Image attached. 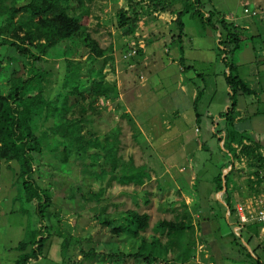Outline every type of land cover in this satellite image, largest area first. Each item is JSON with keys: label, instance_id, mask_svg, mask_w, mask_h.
Listing matches in <instances>:
<instances>
[{"label": "rangeland", "instance_id": "rangeland-1", "mask_svg": "<svg viewBox=\"0 0 264 264\" xmlns=\"http://www.w3.org/2000/svg\"><path fill=\"white\" fill-rule=\"evenodd\" d=\"M133 1L135 4L129 5L128 0H86V7L89 8L85 20L86 30L106 52L102 58H95L81 36L58 43L44 56V67L50 71L48 80L44 82V94L49 100L60 95L66 59L71 58L76 63L81 61L83 79H89L91 84L96 77H104L114 90L111 97L97 96L95 99L91 90L86 91L73 110L74 116L84 120L86 143L91 142L85 161H92L88 156L93 152L103 156L111 149L118 161L121 158L124 161L132 159L136 165L147 164L157 170L151 171V179L142 186L126 185L113 178V175L119 177L122 167H118L113 174L111 165L114 161L111 159L103 167L102 171L105 173H102V180L97 182L90 179L97 168L92 171L84 168V160L77 155L70 158L67 164L60 161L58 152L52 154L46 151L43 156H38L36 178L42 187L50 189L52 197L48 221L52 237L46 257L33 261L32 264H142L123 257L114 259L109 255L83 260L81 255L82 248L89 249L93 245L106 254L134 252L138 248L136 239L124 234L116 235L111 232V227L101 223L105 217H124L125 212L130 209L150 214V226L142 234L149 240L159 239L162 242H166L168 238L158 228L159 221L177 220L186 211L189 212L195 224L193 238L196 254L187 264H228L229 261L233 264H264V244L259 247L262 242L258 236L253 239L248 237V233L255 232L259 226L250 224L253 226L248 225L238 234L232 212L223 205L220 194L217 195L220 185L216 180L217 176L219 173L225 174L230 163L228 154L224 152L225 140L213 135L212 118L204 111L203 98H199L195 105V99L191 96H182L173 77L168 81L164 80L165 77L160 78L161 82L153 92L151 83L146 85L144 96H138V91L142 88L139 83L142 75L162 77L172 73L173 76H178L175 73L178 64L173 61L182 60L183 55L177 49L179 43L176 46L169 40L170 26L158 22L163 12L153 10L149 0ZM5 3L11 4L10 0H5ZM181 6V3H176L174 7ZM133 8L140 15L138 23L143 21V30L140 29V32L145 35V51L137 46V54L125 58L132 50L131 41L143 38L136 36L135 32L128 34L131 22L122 24L121 15L132 18ZM185 18L190 21V18ZM193 20L197 23L199 32L209 28ZM196 29L195 26L194 30ZM191 31L190 29L188 32ZM0 33V40L5 35H12L7 30ZM159 40L163 44L160 52L156 46ZM197 41H202L205 54H209L213 47L218 55L215 36L208 35ZM166 48L169 52L165 51ZM12 51L6 47L0 48V61L10 63L8 56L12 55ZM217 58L219 62L207 63L205 67L197 62L185 74L193 76L192 84L200 91L208 89L203 93L204 96L208 95L211 86L218 101L226 100L229 103L223 70L225 65L220 63L219 56ZM162 61L164 67L158 66ZM132 64L135 66H131ZM188 65L186 62L185 66ZM203 70L211 72L204 76L206 82L196 77V73ZM9 74L10 71L0 80V88L5 93L8 91L4 86H7ZM137 100L138 108L135 104ZM143 106L147 108L144 110ZM211 109L218 114L215 117L218 125L222 126L224 123L220 114L215 111V107L212 106ZM196 118L200 132L195 130ZM167 120L170 122L169 128L164 123ZM257 126V134L264 133V122ZM203 141L205 145L197 149L198 143ZM97 142L95 146L94 143ZM262 142L264 146L263 139ZM244 170L245 168L238 170L241 173L240 181L235 179L237 172H232L229 177V186H236L238 182L240 186L243 185V189L239 187L234 195L239 200L248 192ZM17 179L16 170L5 164L0 184V264H14L20 253L18 244L40 225L34 205L19 198ZM191 188L195 194L193 190L190 193ZM185 202L187 209L183 205ZM65 237L79 239L80 244L74 243L69 246L68 251H64ZM252 251L256 257H260L261 262H258ZM168 259L163 261L167 264H181L172 256Z\"/></svg>", "mask_w": 264, "mask_h": 264}, {"label": "trees", "instance_id": "trees-1", "mask_svg": "<svg viewBox=\"0 0 264 264\" xmlns=\"http://www.w3.org/2000/svg\"><path fill=\"white\" fill-rule=\"evenodd\" d=\"M10 2L11 4L8 5L5 0H0V32L7 30V33L12 34L6 36L4 33L5 36L0 40V48L13 50L12 55L8 56L10 63L5 64L0 61L1 81L10 71L7 86H4L8 91L5 93L0 88V184L4 165L7 164L16 170L19 198L32 203L35 207L40 225L33 230L34 233H29L20 241L17 246L20 253L14 262V264H32L33 261L46 257L52 237L48 224L52 197L50 189L42 187L36 178L38 156H43L46 151L52 154L58 152L61 156L60 161L67 164L70 158L77 155L84 160V168L90 171L97 168L90 178L97 182L102 180V173H105L102 171L103 167L111 159L114 161L111 162L113 174L118 167H122L119 177L113 175V178L126 185H144L148 179H151V171L154 169L156 172L157 169L147 164L136 165L132 159L124 161L121 158L118 161L111 149L103 156L93 152L88 156L92 161H85L91 142L86 143L83 133L84 120L74 116L73 110L86 91L91 90L95 99L97 96L111 97L114 90L104 77L100 79L96 77L91 84L89 79H83L81 61L76 63L71 58L66 59V71L60 95L49 100L44 94V82L50 75V71L43 64L46 60L44 56L58 43L81 36L83 43L89 47L90 54L95 58H102L106 52L86 30L85 20L89 9L86 7V0H10ZM149 2L153 10L172 11L177 15L172 21L168 36L169 40L179 43L182 53V41L186 36L185 16L197 20L203 27L212 28L217 34L218 56L227 69L225 79L230 89V105L220 114L224 123L223 129L214 130L213 135L225 140L224 152L228 154L230 162L239 157L233 143L242 145L240 154L247 156L249 167L253 169L252 173L259 174L264 169V156L260 152V146L252 141L245 143L244 141L250 139V136L235 122L238 115L239 95L253 93L250 84L239 75L235 57L246 41L254 39V36H249L245 29L227 20L224 15L204 4L202 0H149ZM128 3L135 4L133 0H128ZM176 3H181L182 6L176 8L174 7ZM133 10L132 18L125 14L121 15L122 24L131 22L127 30L128 34L135 32L140 18L139 13L134 8ZM199 98L200 92H197L195 105ZM196 114L199 115L197 111ZM223 131L226 133L225 137L219 136ZM94 144L97 146L98 142ZM12 164H16L17 167ZM232 172L234 173L230 170L225 174H218L216 180L220 185L217 188V195L229 187V177ZM234 176L240 181V175ZM239 184L238 182L236 189L226 193L224 197L223 205L229 208L232 214L234 209L230 204V198L239 189ZM183 205L187 209L186 202ZM150 218L149 213H139L134 209L126 211L124 217L119 219L105 217L101 221L103 225L111 227V232L116 235L124 234L136 239L138 248L129 254L121 252L106 254L98 251L93 245L89 249H81L83 260L109 255L108 257L114 259L123 257L125 260L142 264L159 262L167 264L163 259L167 261L172 256L181 264L191 262L195 257L196 248L193 238L195 224L190 213L186 211L177 220L159 221L158 228L162 234L167 235L166 242L159 239L149 240L142 234L150 226ZM234 219L236 220L235 217ZM188 233L191 235L188 236ZM258 235V227L255 232L248 233L250 239ZM74 243L80 244L79 239L65 237L64 251H68L69 246ZM263 244L259 243V247ZM253 255L258 262H261L260 257H256L254 252Z\"/></svg>", "mask_w": 264, "mask_h": 264}, {"label": "crops", "instance_id": "crops-1", "mask_svg": "<svg viewBox=\"0 0 264 264\" xmlns=\"http://www.w3.org/2000/svg\"><path fill=\"white\" fill-rule=\"evenodd\" d=\"M255 0H202L204 4H206L209 7L214 8L218 13L221 15H224L227 18L235 16V24L236 25H248L250 29H247L246 32L249 36L253 35L254 39L247 40L241 49L236 54V64L238 65V73L239 75L250 84L251 89L253 90L252 94L248 95H239V103H238V115L235 119L236 125L240 127V129L244 130L249 134L250 139L247 138V142H254L258 146H260V152L264 154V146H262V139L264 140V133L257 134L256 128L259 123L262 124L264 122V18L263 19H249L245 15H243V8L245 5L253 2ZM264 3V0H261ZM264 6V4H263ZM240 13V14H239ZM177 15L172 12H163L162 16L159 17L161 19H158V22L164 23L167 27L172 25V21L176 19ZM190 18V21L188 19L184 18L185 20V33L186 36L182 41L183 45V53L180 49V46H177V42L172 41L174 44H176L178 51L181 53V56L183 55L182 60H174V63L178 64L177 70L175 73H178V76H173V74H166L162 77H145L142 75V80H140V84L142 86L141 91H138V96L143 97V90L144 88H147L146 85H150L151 83V89L153 92V89H155L160 84V78L165 77V81H168L173 77L176 88L182 92V96L187 97L191 96L192 99L196 98L197 92H200V98H203V104L205 107V113L212 118V129L213 130H220L223 129V125H218L217 118L215 117L214 110L211 109V107L216 108V112L221 114L223 113L228 106L230 105V98L229 103L225 100L224 102L218 101L216 99L215 94L212 93L214 88L210 86V91L208 92V95H203L208 89H205V92L200 91L196 86H194L192 83L194 82L193 76L189 74H185L189 68L193 67V64L200 63L203 67L207 65V63H213V62H219L217 58V54L215 53V50L213 47H211L210 53L205 54V46L201 45L202 41H197L199 38H203L205 36H215L216 37V44L218 41L217 34L214 32L212 28L205 29L204 32H199V29L197 27V23L191 18L190 16H186ZM232 22V21H230ZM196 26V30L195 29ZM240 28V27H239ZM192 30L191 32H188L189 30ZM210 29V30H209ZM150 30V29H149ZM153 30H156L153 28ZM151 31V30H150ZM163 44L161 43V40L157 41L156 46L158 48V51L160 52V47ZM187 45V46H186ZM177 49L175 48L176 52ZM171 50V49H170ZM165 51L169 52L166 48ZM158 53V52H157ZM178 54V52H177ZM220 60V59H219ZM221 61V60H220ZM163 62V61H162ZM189 63L188 66H185V63ZM221 64H224L222 61ZM135 66V64H132L131 66ZM158 66L164 67V62L161 64H158ZM130 67V66H129ZM202 67V69H203ZM164 69V68H163ZM206 69V68H204ZM224 79H225V72L227 71L226 67L224 68ZM184 73V74H183ZM207 73L211 72H205L204 70L201 73H196V77H200L203 79L204 82H206V79L204 78L205 75H208ZM158 75L160 73L158 72ZM215 75V72H214ZM226 82V79H225ZM227 84V82H226ZM228 86V85H227ZM228 89V96H229V86ZM248 96V98H247ZM123 101V105L126 104V102ZM143 102V101H142ZM141 102V105H142ZM217 102V103H216ZM137 104V108L139 107V102L135 103ZM214 104V105H213ZM147 106H143V109L145 110ZM142 108L140 109L141 113ZM175 111V109L173 108ZM128 112L130 110L128 109ZM218 115V114H216ZM221 118V117H220ZM218 118V120L220 119ZM223 122V119H221ZM197 118L195 119V130L197 132L201 131L200 126L198 125ZM165 124H167L166 127H170V122L167 120L164 121ZM221 123V122H220ZM220 127V128H219ZM203 142L198 143L197 149H201L203 146ZM205 145V144H204ZM192 159V158H191ZM192 188L190 190V193H192ZM189 193V194H190ZM193 194L194 190H193ZM199 262V261H198ZM201 263V262H199ZM202 264V263H201ZM209 264H215L213 262H210ZM228 264H233L228 262Z\"/></svg>", "mask_w": 264, "mask_h": 264}, {"label": "built area", "instance_id": "built-area-1", "mask_svg": "<svg viewBox=\"0 0 264 264\" xmlns=\"http://www.w3.org/2000/svg\"><path fill=\"white\" fill-rule=\"evenodd\" d=\"M261 0H255L243 8V15H245L249 19H263L264 18V6ZM235 16L227 18V20L235 22ZM143 21L138 23V26L135 30L136 36H142L143 38L139 41H131L130 45L132 46V50H130L124 57L135 56L137 54V46H140L145 51V42L144 37L140 32V29L143 30L142 27ZM235 24V23H234ZM236 25V24H235ZM241 29H250L248 25H236ZM134 66V65H133ZM226 133L223 131L220 133V136L225 137ZM245 143H248L246 140ZM233 146L236 148L239 157L234 159L233 162L229 161V167L225 171L226 173L230 170H233L235 173H238V170L241 168H245L243 175L247 180L248 184V192L244 193V198L237 199L234 197L235 194L230 198V204L234 209V217L236 218V232L239 234L243 230L247 228L250 224H257L259 226V239L262 243H264V169L259 172V174L252 173L253 169L249 167V162L247 156L240 154L242 145L238 143H233ZM264 156V154H263ZM184 170V169H182ZM181 170V171H182ZM238 175H241V173ZM235 186L231 184L228 188L224 189L220 194V199L224 202V197L226 193H231L235 190ZM240 189H243V185L241 184ZM157 264H163L159 262Z\"/></svg>", "mask_w": 264, "mask_h": 264}]
</instances>
